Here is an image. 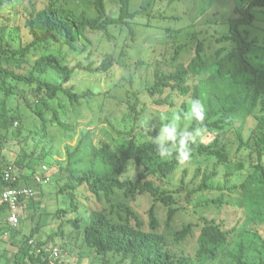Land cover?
Wrapping results in <instances>:
<instances>
[{
	"label": "rangeland",
	"instance_id": "1",
	"mask_svg": "<svg viewBox=\"0 0 264 264\" xmlns=\"http://www.w3.org/2000/svg\"><path fill=\"white\" fill-rule=\"evenodd\" d=\"M52 1L73 8L78 13L86 11L89 16H96L94 0H7L5 6L0 8V53L7 50L3 67L17 74H31L36 60L47 49L32 50L19 67L11 51L23 49L31 43L26 20L31 13L44 9ZM254 1L261 0H131L130 9L141 10L132 23L134 35L129 33L126 26L117 25L109 28L110 38L102 32L87 30L85 38L77 42L52 43L48 51L61 54L69 68L74 69L72 79L65 87L73 86L79 93L89 91L90 94L77 105H71L63 95L48 101L49 110L36 104L38 110L44 111V121L31 113L20 98L22 96L35 103L38 99L35 85L29 86L13 79L0 81L3 89L0 104L6 105L15 121L8 131L0 130V169L22 161L26 166L23 174L32 175L34 172L39 176L46 168L43 176L48 179L47 184L38 186L36 197L21 209V217L26 219L13 231L15 237L6 235L0 240V264H13L19 241L26 239L31 231L35 233L30 243L31 252L36 253V242L48 241L49 235L57 233L59 229L63 235L54 236L48 245L51 252L54 249L59 252L58 257L50 255L54 264H102L101 258L83 241L89 214L95 210L102 211L113 222H120L126 218L125 207H129L143 222L144 229L149 231V210L154 205L160 223L157 232L165 237L167 250L175 257L195 256L204 218L226 223L227 229L243 223L245 215L241 193L227 189L240 186L257 162L253 141L246 142V149L237 152V132L243 125L245 140L250 136L255 126L251 117H239L233 128L222 132L207 130L196 142L207 146L218 138L228 145L232 159L230 164L219 165L214 157L195 154L190 162L180 164L166 180L149 177L175 197L174 206L178 212L171 222L167 221L166 208L160 202H154L149 194L133 200L116 190L107 200L103 195L96 198L85 184L75 191L74 206L71 207L70 198L58 192L67 183V176L59 164L65 163L67 155L88 131H91L97 146L107 143L118 153L127 148L131 137L139 142L151 140L150 136L155 137L161 124L177 114L178 107L185 100L178 95L174 97V108L155 104L160 96L151 94L150 88L154 84L156 68L168 74L186 66L198 39L205 42V52L213 57L216 50L223 46L216 39L228 34V21L240 17L236 10ZM105 5L110 17H118L119 0H106ZM252 12L254 21L242 27L248 41L256 40L248 60L255 67L264 68V5L254 6ZM194 34L196 37H193ZM179 45L184 49L175 60V49ZM109 56L113 58L112 68L108 71L97 70ZM88 66L91 70H84ZM36 77L56 85L61 83L56 72L49 71L45 76ZM179 126L188 129L190 121L180 119ZM149 128L155 130L148 132ZM238 163L243 166L241 170L236 166ZM213 171L217 172V176L211 183L214 189L220 187L222 190H197L204 173ZM141 172H145L144 166L130 163L123 178L135 180ZM57 209L66 211L58 217L55 214ZM34 212L38 216L33 220L31 216ZM9 213L1 212L2 220H7ZM76 220L80 222L79 230L73 226ZM188 224L192 225L191 234L177 243L175 233ZM7 227L11 229L6 223L5 229ZM59 239H64L62 242L66 240L63 247L57 244L61 242ZM260 239L264 242V225L251 224L243 235L250 264L264 261V246ZM237 242L231 245V253H238ZM131 261L129 258L122 264H131ZM228 261V258H221L212 264H228ZM108 263L117 264L112 258Z\"/></svg>",
	"mask_w": 264,
	"mask_h": 264
},
{
	"label": "trees",
	"instance_id": "2",
	"mask_svg": "<svg viewBox=\"0 0 264 264\" xmlns=\"http://www.w3.org/2000/svg\"><path fill=\"white\" fill-rule=\"evenodd\" d=\"M105 1L94 0L96 11L94 17L89 16L86 11L78 13L73 8L59 5L55 1L50 2L44 9L31 13L25 23L32 38L31 43L23 49L11 51L15 64L19 67L32 50L47 49L46 53L36 60L29 76L17 74L3 67V58L7 50L0 53V81L13 79L29 86L35 85L34 90L38 95L35 103L22 96L19 97L24 106L31 113L38 115L42 121H44V111L38 110L36 104H41L49 110L48 101L63 95L71 105H77L90 94L89 91L79 93L73 86L65 87L71 81L74 69L69 68L61 54L57 55L48 51L52 43L77 42L82 37L85 38L87 30L102 32L110 38L109 28L117 25L126 26L129 33L134 35L132 23L141 14V10L132 11L131 0H119L118 17H110ZM6 2L7 0H0V8L5 6ZM256 5H264V0L254 1L236 10L240 13V17L231 18L228 21V34L216 39L223 46L216 50L213 57L205 52V42L198 39L195 41L193 56L189 63L168 74L156 68L154 84L150 88L151 94L160 96L155 102L158 106L174 108L176 105L173 101L174 97L178 95L185 98L177 109L181 119H185L190 101L199 99L205 107L204 125L209 132H222L233 128L239 117L253 118L255 126L246 140L245 135L242 134L244 126L239 127L237 152L246 149V142L253 141L252 146L257 155V162L252 167L253 171L240 186L227 189L230 192L238 190L241 193L245 215L243 223L227 229L226 223H217L214 219L204 218L195 256L175 257L167 250L165 237L157 232L160 223L156 218L154 205L149 210V231L144 229L143 222L129 207H125L126 218L120 222H113L102 211L95 210L89 214L88 224L83 232V241L101 258L102 264H109L110 258L115 259L117 264L125 263L129 258L132 259L131 264H212L221 258H228V264H250L247 261L246 244L243 240L244 232L251 224L264 225V68H257L248 60V54L253 50L256 40L248 41L242 27L254 21L252 10ZM193 37L196 35L194 34ZM183 49V46H177L175 60ZM112 66L113 58L109 56L102 61L97 70L108 71ZM84 70L90 71L91 67H84ZM49 71L56 72L60 76L59 85L36 77L45 76ZM2 91L0 86V94ZM189 121L188 130H192L196 127V122ZM14 122L6 105L0 104V130L8 131ZM191 148V157L195 154L208 155L214 157L219 165L232 162L228 145L221 143L218 138L210 145L194 144ZM176 155L174 152L170 158L161 159L151 140L139 142L135 137H131L127 148L118 153L107 143L97 146L91 131H88L80 137L75 148L67 155L65 163L59 164L60 169L67 176V183L62 185L58 192L70 198L71 207L74 206L75 191L84 184L96 198L103 195L107 200L115 194L116 190L122 191L125 198L133 200L137 196L149 194L154 202H160L166 208L167 221L171 222L178 212L174 206L175 197L173 193L149 180V177L160 180L170 177L180 166ZM130 163H136L145 168V172L139 173L135 180L123 178ZM10 165L16 169L19 176L15 184L2 181V175ZM236 166L239 170L243 168L240 163ZM25 168L22 161L1 168L0 189L28 187L36 191L38 186H43L37 183L34 172L32 175L23 174L22 170ZM216 176V171L204 173L197 190L221 191L220 187L214 189L211 183ZM6 211L10 212L9 206L1 204L0 214ZM64 211L66 210L57 209L55 214L59 217ZM9 216L7 220H2L0 217V240L6 235H12V238L16 235L13 233L16 228L13 229L9 225L11 229L8 230V227L5 229L6 223L9 224ZM36 216L38 215L34 212L31 219L34 220ZM25 219L26 217H20V223ZM132 221H134L133 224ZM61 226L62 223L59 228ZM73 226L77 230L81 228L78 220ZM191 230V224L184 226L175 233L174 240L180 243L191 234ZM34 234V231H31L26 239L19 241V250L13 264H54V261L50 259L53 252L48 245L54 236H62L63 231L59 229L57 233L50 234L46 242L37 241V252L32 253L30 243ZM59 240L61 242H55V244L63 247L66 240L65 242H62L64 239ZM237 240L238 253H231V245ZM260 241L264 246V242L261 239ZM256 264H264V261Z\"/></svg>",
	"mask_w": 264,
	"mask_h": 264
},
{
	"label": "clouds",
	"instance_id": "3",
	"mask_svg": "<svg viewBox=\"0 0 264 264\" xmlns=\"http://www.w3.org/2000/svg\"><path fill=\"white\" fill-rule=\"evenodd\" d=\"M186 120H194L196 127L192 130L181 129L179 122L181 117L173 114L167 123H162L155 137L150 136L155 145V151L161 159L170 158L175 152L178 164L190 162L192 148L198 138H202L207 128L204 125L205 107L199 99H192L185 113ZM167 119V118H165ZM154 128L147 129L148 132L154 131Z\"/></svg>",
	"mask_w": 264,
	"mask_h": 264
},
{
	"label": "built area",
	"instance_id": "4",
	"mask_svg": "<svg viewBox=\"0 0 264 264\" xmlns=\"http://www.w3.org/2000/svg\"><path fill=\"white\" fill-rule=\"evenodd\" d=\"M46 171V168H43ZM43 171V172H44ZM42 175V174H41ZM36 176V181L40 185H45L48 183V179L44 177V173L41 176ZM19 176L16 169L13 166H8L2 175V181L4 183L15 184L18 182ZM36 197V192L28 187L21 188H9L0 189V204L8 205L10 208V216L8 218L9 225L14 229L20 224L21 209L26 206V204ZM59 252L54 249L53 256L58 257Z\"/></svg>",
	"mask_w": 264,
	"mask_h": 264
}]
</instances>
